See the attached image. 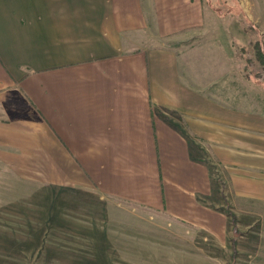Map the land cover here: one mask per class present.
<instances>
[{
	"label": "crops",
	"instance_id": "1",
	"mask_svg": "<svg viewBox=\"0 0 264 264\" xmlns=\"http://www.w3.org/2000/svg\"><path fill=\"white\" fill-rule=\"evenodd\" d=\"M212 19L205 0H0V212L54 186L103 203L58 212L124 202L222 243L230 214L264 213V87Z\"/></svg>",
	"mask_w": 264,
	"mask_h": 264
},
{
	"label": "rangeland",
	"instance_id": "2",
	"mask_svg": "<svg viewBox=\"0 0 264 264\" xmlns=\"http://www.w3.org/2000/svg\"><path fill=\"white\" fill-rule=\"evenodd\" d=\"M205 1L213 15L207 27L219 32L211 31L219 36L215 43L226 51L230 46L232 66L264 87V66L256 52L257 45H264V0ZM223 31L229 36H222ZM213 33L209 39L217 40ZM217 57L225 66L226 60ZM234 68L230 71L235 74ZM40 192L37 197H10V212H0V243L5 241L0 264H264L261 211L230 214L229 220L243 222L234 236L227 226V242L222 243L214 230L188 228L165 213L149 214L124 202L120 205L125 208L105 207L99 215L89 209L58 212L62 204L81 202L88 208L103 203L89 195L78 201L71 191L54 186ZM18 199L27 209L15 205Z\"/></svg>",
	"mask_w": 264,
	"mask_h": 264
},
{
	"label": "trees",
	"instance_id": "3",
	"mask_svg": "<svg viewBox=\"0 0 264 264\" xmlns=\"http://www.w3.org/2000/svg\"><path fill=\"white\" fill-rule=\"evenodd\" d=\"M264 45L261 46V44L256 46V52H257V56L259 61L261 62V65L264 66V49H263Z\"/></svg>",
	"mask_w": 264,
	"mask_h": 264
}]
</instances>
